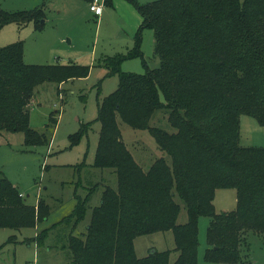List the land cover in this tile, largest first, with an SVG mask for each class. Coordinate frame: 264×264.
<instances>
[{
	"label": "trees",
	"instance_id": "16d2710c",
	"mask_svg": "<svg viewBox=\"0 0 264 264\" xmlns=\"http://www.w3.org/2000/svg\"><path fill=\"white\" fill-rule=\"evenodd\" d=\"M131 2L141 18L134 44L124 56L103 59L108 75L118 73V83L97 100L94 119L99 131L92 164L112 169L116 185L103 184L85 231L68 234L71 260L63 264H169L170 252L175 253L171 264H197L201 216L209 217L203 258L236 263L246 232L264 235V146L242 145L239 140L240 114L264 124V0ZM43 18L39 6L0 9V28L12 21H33L39 29ZM145 28L152 31L154 57L159 58L152 66L140 50ZM137 56L143 72L119 70L124 58ZM88 71L89 66L76 63H26L20 39L0 46V131H23L27 145L44 143V133L29 126L36 86L85 77ZM156 110H164L174 130L149 124ZM117 117L147 129L170 162L159 156L143 169L122 140ZM90 124L69 134L70 145ZM223 187L235 189L236 205L217 212L214 193ZM176 197L186 209L184 222L177 221ZM86 200H79L68 215L74 219L72 230L85 216ZM48 212L44 199L28 204L0 172V227L34 226ZM166 230L173 234V248L135 254L137 235ZM47 232L44 228L36 240Z\"/></svg>",
	"mask_w": 264,
	"mask_h": 264
},
{
	"label": "rangeland",
	"instance_id": "374dc122",
	"mask_svg": "<svg viewBox=\"0 0 264 264\" xmlns=\"http://www.w3.org/2000/svg\"><path fill=\"white\" fill-rule=\"evenodd\" d=\"M146 2L149 0H137ZM90 2V1H89ZM84 0H0V9L13 12L42 7L44 23L37 29L33 21L20 25L8 22L0 28V46L23 41V61L32 64L76 63L89 66L85 77H70L55 82L46 80L35 88L29 107V126L43 132L46 141L27 145L23 131H0V172L17 186L28 204L39 199L49 206L47 216L34 226L0 227V264H63L70 262L67 236L72 231L81 235L89 220L91 207L100 201L103 184L116 185V175L110 168L93 166L99 122L97 100L109 94L118 83V73L107 74L103 59L111 55H126L132 47L134 33L141 21L131 0H111L104 4L99 15L89 10ZM152 31L141 33L140 50L147 63L156 61ZM119 70L143 72L141 57H126ZM91 121L90 128L80 140L70 145L69 134L81 124ZM122 140L133 158L143 169L159 156L170 162V157L156 144L145 128H134L117 117ZM150 125L167 131L174 130L164 110H156ZM240 144L264 146V124L253 116L240 114ZM86 200V212L72 230L74 219L68 216L75 205ZM180 203L178 222L186 220L184 203ZM217 212L231 210L236 205L235 189L217 188L213 198ZM69 219H64L65 217ZM209 217L198 220L197 264H264V235L246 232L240 246L241 259L236 263L211 262L203 258L207 247L206 227ZM54 223L56 225L53 227ZM44 228L47 234L35 236ZM137 256H145L149 249L173 248L171 230L137 235L133 240ZM170 252L169 264L174 260Z\"/></svg>",
	"mask_w": 264,
	"mask_h": 264
},
{
	"label": "built area",
	"instance_id": "2783aa9c",
	"mask_svg": "<svg viewBox=\"0 0 264 264\" xmlns=\"http://www.w3.org/2000/svg\"><path fill=\"white\" fill-rule=\"evenodd\" d=\"M104 3V0H103ZM102 0H90L88 8L94 14L99 15L102 12Z\"/></svg>",
	"mask_w": 264,
	"mask_h": 264
},
{
	"label": "water",
	"instance_id": "95a60500",
	"mask_svg": "<svg viewBox=\"0 0 264 264\" xmlns=\"http://www.w3.org/2000/svg\"><path fill=\"white\" fill-rule=\"evenodd\" d=\"M158 61H159V58L157 57V58H156V62H158Z\"/></svg>",
	"mask_w": 264,
	"mask_h": 264
},
{
	"label": "crops",
	"instance_id": "0c3cea01",
	"mask_svg": "<svg viewBox=\"0 0 264 264\" xmlns=\"http://www.w3.org/2000/svg\"><path fill=\"white\" fill-rule=\"evenodd\" d=\"M94 14V13H93ZM175 254V253H174ZM174 258H175V256H174Z\"/></svg>",
	"mask_w": 264,
	"mask_h": 264
}]
</instances>
